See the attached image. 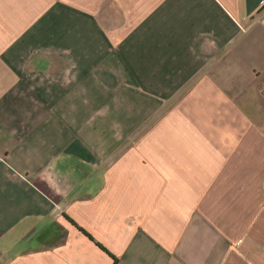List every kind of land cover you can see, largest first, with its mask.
I'll return each instance as SVG.
<instances>
[{
	"label": "crops",
	"instance_id": "1",
	"mask_svg": "<svg viewBox=\"0 0 264 264\" xmlns=\"http://www.w3.org/2000/svg\"><path fill=\"white\" fill-rule=\"evenodd\" d=\"M261 0H0V264H264Z\"/></svg>",
	"mask_w": 264,
	"mask_h": 264
},
{
	"label": "built area",
	"instance_id": "2",
	"mask_svg": "<svg viewBox=\"0 0 264 264\" xmlns=\"http://www.w3.org/2000/svg\"><path fill=\"white\" fill-rule=\"evenodd\" d=\"M260 4H262V5H263V4H264V0H261V3H260Z\"/></svg>",
	"mask_w": 264,
	"mask_h": 264
}]
</instances>
